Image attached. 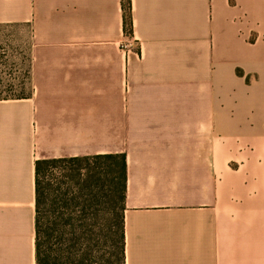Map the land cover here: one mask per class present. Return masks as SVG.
<instances>
[{"label":"crops","instance_id":"1","mask_svg":"<svg viewBox=\"0 0 264 264\" xmlns=\"http://www.w3.org/2000/svg\"><path fill=\"white\" fill-rule=\"evenodd\" d=\"M0 0V264H35V160L123 153L125 264H264V0ZM228 50L239 57L227 60Z\"/></svg>","mask_w":264,"mask_h":264},{"label":"trees","instance_id":"2","mask_svg":"<svg viewBox=\"0 0 264 264\" xmlns=\"http://www.w3.org/2000/svg\"><path fill=\"white\" fill-rule=\"evenodd\" d=\"M34 182L35 264H125L123 153L37 159Z\"/></svg>","mask_w":264,"mask_h":264},{"label":"rangeland","instance_id":"3","mask_svg":"<svg viewBox=\"0 0 264 264\" xmlns=\"http://www.w3.org/2000/svg\"><path fill=\"white\" fill-rule=\"evenodd\" d=\"M264 29V23L261 26ZM239 57L228 50L227 60ZM29 61V27L27 23H0V98L27 95ZM59 171V167L51 172Z\"/></svg>","mask_w":264,"mask_h":264}]
</instances>
